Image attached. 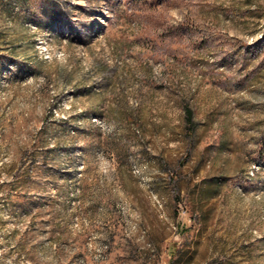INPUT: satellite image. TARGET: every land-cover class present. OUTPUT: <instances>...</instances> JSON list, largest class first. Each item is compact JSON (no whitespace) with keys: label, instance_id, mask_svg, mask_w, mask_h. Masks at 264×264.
Here are the masks:
<instances>
[{"label":"rangeland","instance_id":"374dc122","mask_svg":"<svg viewBox=\"0 0 264 264\" xmlns=\"http://www.w3.org/2000/svg\"><path fill=\"white\" fill-rule=\"evenodd\" d=\"M0 264H264V0H0Z\"/></svg>","mask_w":264,"mask_h":264},{"label":"trees","instance_id":"16d2710c","mask_svg":"<svg viewBox=\"0 0 264 264\" xmlns=\"http://www.w3.org/2000/svg\"><path fill=\"white\" fill-rule=\"evenodd\" d=\"M186 118L188 122L192 120V112L190 110L186 111Z\"/></svg>","mask_w":264,"mask_h":264}]
</instances>
